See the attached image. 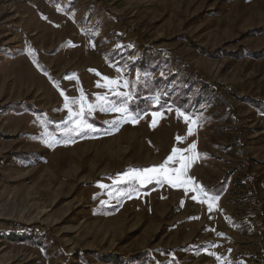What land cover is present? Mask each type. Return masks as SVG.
Wrapping results in <instances>:
<instances>
[{
  "label": "rangeland",
  "instance_id": "1",
  "mask_svg": "<svg viewBox=\"0 0 264 264\" xmlns=\"http://www.w3.org/2000/svg\"><path fill=\"white\" fill-rule=\"evenodd\" d=\"M0 264H264V0H0Z\"/></svg>",
  "mask_w": 264,
  "mask_h": 264
},
{
  "label": "snow or ice",
  "instance_id": "2",
  "mask_svg": "<svg viewBox=\"0 0 264 264\" xmlns=\"http://www.w3.org/2000/svg\"><path fill=\"white\" fill-rule=\"evenodd\" d=\"M106 79V78H105ZM178 115H182L180 113H178ZM155 117V114H154ZM186 122H187V117H185ZM155 125V118L153 121V126ZM192 126L191 124L189 125L188 128V135L192 134ZM180 137H177V141H180ZM196 145L192 144L189 146L188 151H191L193 149H195ZM180 155V150L177 148H173L172 150V154L166 159V161L164 162V165L160 166V169L157 168H152V169H146L144 170V173H155V172H159V171H169L166 166L168 163L174 161L175 159L178 158V156ZM198 158V157H185L182 159V163L180 168L178 169H172L170 171H174L176 173L175 177H171L169 176L168 179V183L170 184V186L172 187H183L185 189V192H193V193H199V195H193V199L198 201V202H203V203H208V207H209V211L212 210V203L209 202V200L211 201H215L216 197H207L206 193L204 192V189L192 184V182L189 179L185 178V173L187 171V168L190 166V163L193 159ZM135 175L137 178H139V173H135L133 174ZM142 182H147V181H142ZM192 185L191 187H189V185ZM201 197H204L203 199H201Z\"/></svg>",
  "mask_w": 264,
  "mask_h": 264
}]
</instances>
